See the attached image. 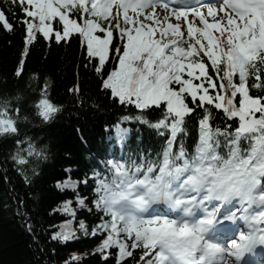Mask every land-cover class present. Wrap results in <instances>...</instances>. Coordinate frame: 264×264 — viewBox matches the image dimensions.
Segmentation results:
<instances>
[{
	"label": "snow or ice",
	"instance_id": "6c2138e0",
	"mask_svg": "<svg viewBox=\"0 0 264 264\" xmlns=\"http://www.w3.org/2000/svg\"><path fill=\"white\" fill-rule=\"evenodd\" d=\"M7 2L24 13L17 77L38 34L57 44L76 35L88 60L98 58L94 68L102 74V87L139 110L122 120L167 133L155 155L130 152L101 161L103 168L93 170L90 202L103 214L100 223L89 233L83 221L74 229L69 220L52 239L66 243L77 231L99 234L96 251L105 261L113 256L116 264H250L245 257L264 248V0ZM0 26L14 27L3 9ZM109 60L110 71L104 68ZM30 79L36 82L30 85L31 106L50 122L62 106L52 102L48 78L41 82L33 73ZM22 99L19 93L0 97V139L14 140L10 158L28 182L30 158L46 159L47 146L21 137L19 124L28 120L21 115ZM213 108L230 122L214 126ZM189 120L198 128L192 152L184 145ZM128 131L115 125L121 141ZM78 183L69 178L57 187L75 191ZM76 204L87 207L78 194ZM159 205L168 211L159 212ZM59 211L76 216L71 200ZM27 228L32 231L31 224ZM81 261L73 253L65 264Z\"/></svg>",
	"mask_w": 264,
	"mask_h": 264
},
{
	"label": "trees",
	"instance_id": "16d2710c",
	"mask_svg": "<svg viewBox=\"0 0 264 264\" xmlns=\"http://www.w3.org/2000/svg\"><path fill=\"white\" fill-rule=\"evenodd\" d=\"M0 9L14 25L12 31L0 26V97L17 93L23 97L19 107L21 115L28 120L19 124L21 137H31L37 147L47 146L46 159L30 158L26 182L10 158L16 147L14 140L0 139V264H65L73 253L82 256L81 264H116L113 256L105 261L96 251L103 238L99 234L86 236L77 231L78 238L62 243L52 239V233L67 220L72 221L75 229L83 221L89 233L100 223L103 214L90 203L95 196L92 167L95 160L115 155L119 144L120 147L136 145L141 152L151 151L155 155L162 149L167 133L160 135L155 128L136 120H122L124 116L138 114L139 110L134 105L119 103L102 87V74H97L94 68L98 58L88 60L76 35L67 44H57L38 34L28 47L22 75L17 77L15 72L25 47L24 13L18 5L10 7L7 0H0ZM112 66L109 60L104 68L110 71ZM33 73L39 75L41 82L48 78L51 100L62 106V111L50 122L43 121L31 106L35 95L30 85L36 83L30 79ZM77 87L78 92L69 91ZM251 92L258 94L259 90L251 89ZM158 116L157 113L149 119ZM212 117L214 126L223 127L230 122L214 108ZM116 123L129 130L124 141L113 130ZM187 128L184 145L189 150L193 146L194 151L198 142L196 121L189 120ZM33 167L35 174L31 171ZM69 178L81 182L75 191L57 187V182ZM86 178L87 183H82ZM77 194L85 199L86 208L77 206ZM67 200L72 201L76 211L74 219L59 211ZM29 224L31 232L27 228Z\"/></svg>",
	"mask_w": 264,
	"mask_h": 264
},
{
	"label": "rangeland",
	"instance_id": "374dc122",
	"mask_svg": "<svg viewBox=\"0 0 264 264\" xmlns=\"http://www.w3.org/2000/svg\"><path fill=\"white\" fill-rule=\"evenodd\" d=\"M158 27H159V26H158ZM28 47H29V46H28ZM67 221H69V220H67ZM65 222H66V221H65ZM65 222H64V223H65ZM64 223H63V224H64ZM72 227L75 229V226H74V224H72ZM58 231H59V230H58ZM76 233H77V232H76ZM76 237L78 238V237H79V235H76Z\"/></svg>",
	"mask_w": 264,
	"mask_h": 264
}]
</instances>
